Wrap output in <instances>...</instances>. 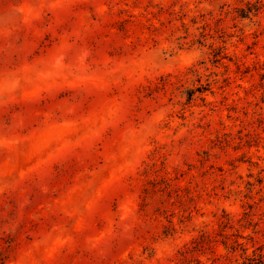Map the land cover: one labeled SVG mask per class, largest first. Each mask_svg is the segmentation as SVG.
Instances as JSON below:
<instances>
[{
    "label": "rangeland",
    "instance_id": "374dc122",
    "mask_svg": "<svg viewBox=\"0 0 264 264\" xmlns=\"http://www.w3.org/2000/svg\"><path fill=\"white\" fill-rule=\"evenodd\" d=\"M254 253L264 0H0V264Z\"/></svg>",
    "mask_w": 264,
    "mask_h": 264
},
{
    "label": "trees",
    "instance_id": "16d2710c",
    "mask_svg": "<svg viewBox=\"0 0 264 264\" xmlns=\"http://www.w3.org/2000/svg\"><path fill=\"white\" fill-rule=\"evenodd\" d=\"M237 245H240V243H237ZM231 248L235 250L236 247L232 245ZM244 250L246 251L247 248H244ZM242 264H264V253H259L258 255L254 253L253 256L247 255Z\"/></svg>",
    "mask_w": 264,
    "mask_h": 264
}]
</instances>
